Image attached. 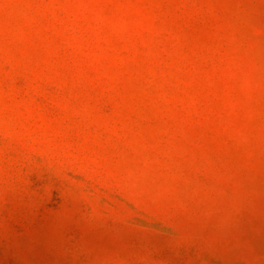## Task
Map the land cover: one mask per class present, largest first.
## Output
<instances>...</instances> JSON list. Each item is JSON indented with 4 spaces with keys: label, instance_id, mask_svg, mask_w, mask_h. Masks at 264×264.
<instances>
[{
    "label": "rangeland",
    "instance_id": "1",
    "mask_svg": "<svg viewBox=\"0 0 264 264\" xmlns=\"http://www.w3.org/2000/svg\"><path fill=\"white\" fill-rule=\"evenodd\" d=\"M0 264H264V0H0Z\"/></svg>",
    "mask_w": 264,
    "mask_h": 264
}]
</instances>
